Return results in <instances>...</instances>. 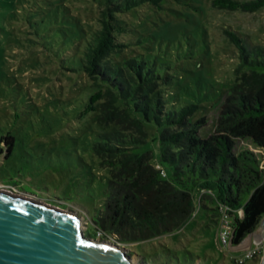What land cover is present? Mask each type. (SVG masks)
Listing matches in <instances>:
<instances>
[{"label": "rangeland", "instance_id": "374dc122", "mask_svg": "<svg viewBox=\"0 0 264 264\" xmlns=\"http://www.w3.org/2000/svg\"><path fill=\"white\" fill-rule=\"evenodd\" d=\"M99 3L0 0V188L75 212L83 233L90 236L106 197L108 172L92 150L100 128L97 112L86 110L95 89L81 58L97 29ZM118 18L126 31L117 40L125 48L110 62L115 66L132 57L147 62L160 77L169 109L198 106L194 119L208 120L203 136L212 133L240 63L224 30L264 47V8L230 12L213 8L211 0H164ZM146 129L149 141L139 154L156 151L155 127L148 124ZM7 138L11 145L5 144ZM195 203L194 215L180 230L126 244L135 261L234 264L232 259L242 252L220 245L212 222L215 204L207 200L206 208L197 210Z\"/></svg>", "mask_w": 264, "mask_h": 264}, {"label": "trees", "instance_id": "16d2710c", "mask_svg": "<svg viewBox=\"0 0 264 264\" xmlns=\"http://www.w3.org/2000/svg\"><path fill=\"white\" fill-rule=\"evenodd\" d=\"M162 1L100 0L97 29L83 49L82 70L95 89L86 110L97 112L100 128L92 150L108 172L106 197L93 221L95 233L86 236L124 248L150 241L180 230L194 215V203L199 210L208 200L215 204L216 228L219 205L229 210L236 247L264 216V168L255 153L264 151V47L224 30L240 63L212 133L203 136L208 120L194 119L198 106L169 109L160 77L147 62L136 57L115 66L110 62L125 48L117 40L126 31L118 17ZM211 6L255 13L264 8V0H211ZM148 124L157 133L152 139L156 151L139 154L149 141ZM11 143L7 138L5 144Z\"/></svg>", "mask_w": 264, "mask_h": 264}, {"label": "water", "instance_id": "95a60500", "mask_svg": "<svg viewBox=\"0 0 264 264\" xmlns=\"http://www.w3.org/2000/svg\"><path fill=\"white\" fill-rule=\"evenodd\" d=\"M231 238V252L249 250L252 241L258 245L264 241V216L238 246H232ZM127 252L86 236L75 212L0 190V264H146ZM259 264H264V247Z\"/></svg>", "mask_w": 264, "mask_h": 264}, {"label": "built area", "instance_id": "2783aa9c", "mask_svg": "<svg viewBox=\"0 0 264 264\" xmlns=\"http://www.w3.org/2000/svg\"><path fill=\"white\" fill-rule=\"evenodd\" d=\"M255 153L260 156V162H261L260 164L264 168V151L255 149ZM0 190L14 193L9 189H0ZM206 192L207 191L202 190L201 194H204ZM207 193L210 194V192ZM218 213L219 216L217 223V238L222 247L228 248V244L232 234V217L229 214V210L222 205H219ZM263 247H264L263 240H261L258 245H254L252 241L250 249L245 252H242L236 258H233L232 262L234 264H245L248 261H255L261 259L263 254Z\"/></svg>", "mask_w": 264, "mask_h": 264}]
</instances>
